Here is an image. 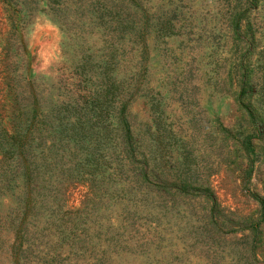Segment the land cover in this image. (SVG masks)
Segmentation results:
<instances>
[{
    "label": "rangeland",
    "instance_id": "374dc122",
    "mask_svg": "<svg viewBox=\"0 0 264 264\" xmlns=\"http://www.w3.org/2000/svg\"><path fill=\"white\" fill-rule=\"evenodd\" d=\"M261 200L264 0H0V264H264Z\"/></svg>",
    "mask_w": 264,
    "mask_h": 264
},
{
    "label": "trees",
    "instance_id": "16d2710c",
    "mask_svg": "<svg viewBox=\"0 0 264 264\" xmlns=\"http://www.w3.org/2000/svg\"><path fill=\"white\" fill-rule=\"evenodd\" d=\"M103 6V4H102ZM142 6V5H141ZM98 9L101 8V5L99 4L97 6ZM141 10V9H140ZM254 110H250L249 115L251 118L255 117ZM119 124H118V141H117V147L119 149V152L125 157H133L135 154H139V157L137 159L136 163V178L141 181V183H148L151 186H154L158 188L157 181H154L152 178H156L157 175L150 176V174H153V169L149 164V158L148 153L145 148H143L142 145L134 143L132 139V129L130 126V123L127 121L126 117L121 116V119L119 118ZM242 146L247 150H250L251 143H252V137L249 133H246L243 135L241 140ZM139 160V161H138ZM185 171V175L178 178L176 181L171 182L172 187L175 189V186L178 190L182 189H196V180H193L190 178ZM152 183H151V182ZM201 183V182H200ZM207 199L209 202H211V205L209 207H205L202 212V218L205 219L206 222H212L214 223L218 228H222L225 226V221L220 219L219 216H216L214 212V206H215V200L212 191H209V187H207ZM263 206H264V200H261Z\"/></svg>",
    "mask_w": 264,
    "mask_h": 264
}]
</instances>
